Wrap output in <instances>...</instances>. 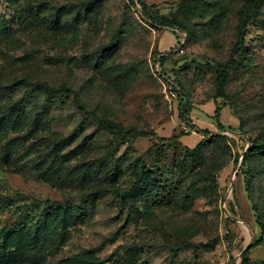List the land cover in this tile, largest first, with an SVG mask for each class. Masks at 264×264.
<instances>
[{
    "label": "rangeland",
    "instance_id": "rangeland-1",
    "mask_svg": "<svg viewBox=\"0 0 264 264\" xmlns=\"http://www.w3.org/2000/svg\"><path fill=\"white\" fill-rule=\"evenodd\" d=\"M87 1L27 0L34 14L36 7L45 10L23 25L8 0H0V19L12 27L9 35L0 33L2 85L23 79L66 85L87 109L78 108L74 95L52 101L39 95L21 132L5 127L0 195L28 198L17 205L50 200L67 207L52 211L43 251L31 263L14 243L10 258L0 247V264H242L246 254L252 264H264L254 210L264 207V174L250 191L243 166L252 141L264 135V6L248 26L223 99L217 69L237 41L238 13L251 12L255 0H141L188 34L149 26L142 5L130 0H99L77 20L79 8L61 10ZM48 20L58 21V35ZM157 56L166 57L163 68ZM24 93L0 89V108ZM182 97L193 124L228 145H209L203 164L190 158L205 140L181 120ZM141 163L157 187L153 196L126 205L118 193L132 186ZM95 192L98 198L89 197ZM15 209L0 208V231L20 223ZM32 238L25 233L24 241Z\"/></svg>",
    "mask_w": 264,
    "mask_h": 264
},
{
    "label": "trees",
    "instance_id": "trees-1",
    "mask_svg": "<svg viewBox=\"0 0 264 264\" xmlns=\"http://www.w3.org/2000/svg\"><path fill=\"white\" fill-rule=\"evenodd\" d=\"M99 0H90L85 3H81L78 6H65L64 9H61L63 12H72V10L79 8L80 12L77 14L76 19L81 17L92 7L96 5ZM10 5L14 7L13 13L16 18L20 21L21 24H26V17L29 15L40 16L45 10L43 6L36 7L37 13L34 14L33 9L30 5L27 4V0H8ZM23 5L20 6V3ZM132 4L138 2L142 5V18L144 21L153 28H167V29H180L188 34V29L180 22L175 19L161 16L158 12H152L149 7L144 5L141 0H130ZM264 6V0H255L254 7L251 12L240 11L238 13L239 18V29L237 34V41L233 46L228 59L220 63L217 69V89L218 97H226V86L231 78V73H233L238 67V57L243 55V50L246 44V37L248 33V26L259 15L262 7ZM46 12V11H45ZM49 21V20H48ZM10 20L3 18L0 19V33L9 35L11 31ZM54 35H58L62 30L59 26L58 21L52 20L47 24ZM38 35V34H37ZM109 49L103 48L102 53L108 52ZM166 57L157 56L155 57V62L159 63V66L163 68L164 61ZM114 80H118V77H115ZM167 81V80H166ZM168 81V85H170ZM0 89L5 91H17L19 89H25L24 95L18 100L15 104H8L7 107L0 108V139L4 137L5 127L11 125L16 132H21L22 127L27 122L28 112L34 110L38 104V96L44 97L48 101L54 100L56 97L61 95H74L75 104L78 108L87 112L86 107H84L80 102L79 95L69 88L66 85L60 86L58 88L51 87L47 83L39 81H31L28 79H23L16 81L8 86H3L0 80ZM192 111L191 105L187 102L185 97L180 99L179 103V116L181 120L189 127L196 130L200 134L205 142H201L193 151L190 153V158L193 162L197 164H203L207 161L206 149L210 146H224L227 147V142L225 137L211 133L208 130H201L197 128L192 120L189 117L190 112ZM220 108L216 110V123L220 131L224 130V125L220 121ZM102 124L112 128L114 130L121 131L122 128L118 127L111 122L102 121ZM147 137V136H143ZM9 142V146L11 145ZM67 140H62L58 143L59 146H64ZM262 161L260 166H252L253 162ZM243 166L246 167L245 181L247 183L248 189L251 191L253 182L256 176L260 177L264 174V135H260L258 138L252 141L251 149L246 153ZM157 187V179L153 171L145 164L141 163L140 168L134 175V181L132 186L125 191L124 193H118V196L121 198L122 202L126 205L132 203L140 202L145 198L153 196L155 189ZM100 193L95 192L89 197L98 198ZM28 200V198H6L0 195V208H9L15 207V211L21 212V221L17 225L10 227H5L0 231V247L4 248L7 252V257H11V250L16 246L26 250L28 252L26 263H31V260L41 253L42 246L46 241L47 232L49 230L51 217L53 215L52 211L55 209L62 210L66 205L56 202V201H34L28 205H17L16 203L23 202ZM257 224L260 229L261 235L264 236V207L255 206ZM258 207V208H257ZM262 208V210H261ZM37 212V215L28 222L31 212ZM66 215V212H65ZM25 233L33 236L31 240L24 241ZM5 256V257H6ZM242 264H252L247 254L244 255Z\"/></svg>",
    "mask_w": 264,
    "mask_h": 264
},
{
    "label": "built area",
    "instance_id": "built-area-1",
    "mask_svg": "<svg viewBox=\"0 0 264 264\" xmlns=\"http://www.w3.org/2000/svg\"><path fill=\"white\" fill-rule=\"evenodd\" d=\"M171 88H172V86H169V89H170V96H171L172 99H175V98H176L175 92L172 91Z\"/></svg>",
    "mask_w": 264,
    "mask_h": 264
}]
</instances>
